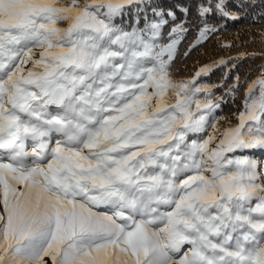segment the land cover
Returning a JSON list of instances; mask_svg holds the SVG:
<instances>
[{
    "label": "snow or ice",
    "instance_id": "1",
    "mask_svg": "<svg viewBox=\"0 0 264 264\" xmlns=\"http://www.w3.org/2000/svg\"><path fill=\"white\" fill-rule=\"evenodd\" d=\"M178 8L0 0V264H264V72L177 71L255 0Z\"/></svg>",
    "mask_w": 264,
    "mask_h": 264
},
{
    "label": "trees",
    "instance_id": "2",
    "mask_svg": "<svg viewBox=\"0 0 264 264\" xmlns=\"http://www.w3.org/2000/svg\"><path fill=\"white\" fill-rule=\"evenodd\" d=\"M155 2L165 10L171 8L179 13L178 6H185L192 10L193 19H195V6L197 0H155ZM231 3L232 0H229ZM256 8L251 11L247 19L239 21L226 20L224 29L216 36L210 37L201 45L193 48L188 56H178L179 63L177 71L181 78L192 76L195 71L203 64H209L213 61L225 59L229 65L235 63L231 72L226 69L215 68L212 74L207 77V82L214 84H224L231 86L235 75L240 76V89L235 100H228L223 106L222 115L235 120V114L241 110L244 100L246 87L248 83L255 81L264 72V43L260 40L259 32L261 25L254 23L252 17L260 11V0H255ZM215 22V21H214ZM197 31L192 28L189 35L181 44L180 51L183 52L188 45L197 38ZM231 44V47H223L224 44ZM227 72V79H225ZM218 93H223L224 89H216ZM223 124L224 121H221Z\"/></svg>",
    "mask_w": 264,
    "mask_h": 264
}]
</instances>
